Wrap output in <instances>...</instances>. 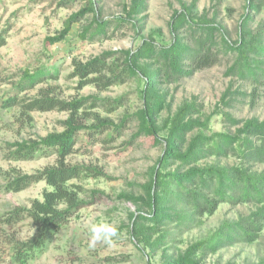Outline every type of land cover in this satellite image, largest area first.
<instances>
[{
    "label": "rangeland",
    "instance_id": "374dc122",
    "mask_svg": "<svg viewBox=\"0 0 264 264\" xmlns=\"http://www.w3.org/2000/svg\"><path fill=\"white\" fill-rule=\"evenodd\" d=\"M98 11V19L109 21L107 37L82 38V31L92 23V14L86 15L72 25L64 41L50 44L48 37L58 34L71 14L82 9L85 0H0V29L8 30L6 45L0 48V264H18L14 259L15 242L26 241L34 236L37 227L28 218L14 224L4 219L14 208L29 207L34 199L41 200L45 182L33 184L29 188L13 193L4 189L9 174L19 171L31 174L55 164L56 156L50 154L33 160H13L10 144L37 140L51 132L63 130L66 112H27L18 105L4 107L10 97L28 99L41 94L60 100L96 96L108 100L124 97V105L112 112L106 108L91 109L94 114L88 124L96 123L94 117L106 119L121 130L103 131L88 140V133L79 135L76 152L67 158L70 164H80L97 168L100 176H83L72 183L83 188L80 198L86 205L65 223L60 231L48 242L44 253L34 256L26 264H165L166 259L178 258L198 242L209 245L217 238V231L226 224L235 223L240 216L254 211V204H219L212 215H203L193 223L169 222L152 235L155 240L162 232H170L172 238L160 242L159 249H150L142 243H135L130 229L140 206L122 196H145L144 185L148 184L156 172H172L178 168L184 171L190 166L232 167L239 165L235 156L228 158L202 157L190 166L169 161L163 168L158 164L163 153L162 142L153 145V140L144 134L137 135L138 123L134 114L142 108L140 89L142 84L133 80L99 91L92 85L77 88V78L70 76L72 59L86 61L105 51L135 50L143 39L153 38L161 45L171 40L169 23L175 10L180 9L179 0H146L143 13L118 26L116 17L126 18L131 0H93ZM185 5L195 3V12L206 15L221 23L228 31L231 41L237 40L242 17L248 13L249 0H181ZM264 21V6L254 15V29ZM132 23L138 27L135 32ZM231 58L224 57L218 64L195 73L176 83L159 85L158 91L166 95L163 110L157 117L160 141L167 134V121L184 103H191L196 113L189 115L202 124L188 133L187 142L201 133L211 136L215 133H235L237 125H232L228 117L236 120H264V91L251 96L253 86L248 82L225 75ZM43 70L54 74L35 88L20 92L18 84L25 72ZM232 84L245 95L236 97L230 107L223 105L222 94ZM240 126V125H239ZM112 136V137H110ZM86 150H85V149ZM253 171L264 173V165L251 166ZM102 195H92L91 192ZM141 212H145L142 211ZM147 212V211H146ZM146 214V213H144ZM107 222L117 227L118 235L111 244H99L89 250L92 223ZM193 258L200 264H261L264 262V228L259 238L252 242L235 241L215 252L207 249L193 250Z\"/></svg>",
    "mask_w": 264,
    "mask_h": 264
},
{
    "label": "trees",
    "instance_id": "16d2710c",
    "mask_svg": "<svg viewBox=\"0 0 264 264\" xmlns=\"http://www.w3.org/2000/svg\"><path fill=\"white\" fill-rule=\"evenodd\" d=\"M72 1L65 0L69 3ZM85 1V6L68 17L57 35L47 38L50 44L64 41L72 25L88 14H92V23L84 28L81 37H107L109 21L98 19L99 13L93 0ZM179 4L180 9L173 12L169 23L171 40L168 45L158 44L149 37L143 39L135 50L105 51L86 61L72 59L70 76L77 78L78 89L92 85L104 91L133 80L142 84L139 91L142 108L134 114L138 123L137 135L144 134L152 138L153 145L162 142L163 153L158 160L161 168L170 160L190 166L202 157L211 156H235L240 161L239 165L232 167L190 166L184 171L181 168L165 173L157 171L155 177L143 186L145 196H122L140 206L139 214L131 223L133 240L152 250L159 249L167 237H173L170 232H162L155 240H151L152 235L169 222L193 223L196 218L214 214L221 203L257 206L248 215L240 216L235 223L219 229L218 237L209 245L198 242L184 255L165 261V264H200L193 258V250L215 252L235 241L252 243L259 238L264 228V173L251 169L257 164L264 165V120H236L229 116L228 121L238 126L235 133H215L211 136L199 133L187 142L188 133L202 124L198 119L188 117L196 113L195 106L184 103L168 119L167 134L160 141L157 117L164 108L166 95L161 94L158 87L192 77L198 71L229 57L231 63L225 72L227 77L252 85L253 97L258 95L259 90L264 91V21L252 28L254 15L261 12L264 0L248 1L249 12L242 17L235 41H231L227 29L221 23L206 15H198L194 2L185 5L179 0ZM145 9L146 0H131L129 9L125 11L126 18L116 17L114 22L120 26L128 20L133 21V17ZM132 25L137 33L138 27L135 23ZM7 38L8 30L0 29V48L6 45ZM57 73V70L54 74L43 70L25 72L18 89L20 92L33 89L50 77L56 78ZM232 84L220 100L226 107H230L236 97L245 95L238 88L232 91ZM18 105L25 113L60 111L68 114L63 121L62 131L48 133L37 140L10 144V147L15 148L10 154L11 159L16 161L33 160L50 154L56 156L54 165L34 173L15 171L9 174L4 186L5 191L13 193L41 181L49 187L43 191L41 200L34 199L29 207L18 206L5 215L4 221L9 225L28 218L37 227L34 236L26 241L15 242L13 246L15 261L26 264L34 256L44 253L50 239L86 205L79 196L83 188L72 181L83 176L102 175L97 168L67 162V158L76 152L79 135L87 132L90 140L103 131L118 132L123 126H115L98 116L94 117L96 123L88 124L94 115L91 109L106 108L112 112L124 105V97L108 100L87 96L67 101L41 94L28 99L10 97L4 103L6 108ZM91 193L102 195L95 191Z\"/></svg>",
    "mask_w": 264,
    "mask_h": 264
},
{
    "label": "clouds",
    "instance_id": "9594fccd",
    "mask_svg": "<svg viewBox=\"0 0 264 264\" xmlns=\"http://www.w3.org/2000/svg\"><path fill=\"white\" fill-rule=\"evenodd\" d=\"M117 235V227L110 223H92L90 225V238L87 247L89 250H91L95 249L99 244H111Z\"/></svg>",
    "mask_w": 264,
    "mask_h": 264
}]
</instances>
